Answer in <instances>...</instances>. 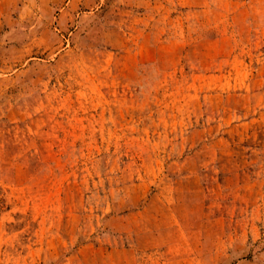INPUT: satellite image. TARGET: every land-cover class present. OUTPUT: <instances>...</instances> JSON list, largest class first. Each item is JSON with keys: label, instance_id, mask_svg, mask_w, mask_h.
Returning a JSON list of instances; mask_svg holds the SVG:
<instances>
[{"label": "rangeland", "instance_id": "374dc122", "mask_svg": "<svg viewBox=\"0 0 264 264\" xmlns=\"http://www.w3.org/2000/svg\"><path fill=\"white\" fill-rule=\"evenodd\" d=\"M0 264H264V0H0Z\"/></svg>", "mask_w": 264, "mask_h": 264}]
</instances>
